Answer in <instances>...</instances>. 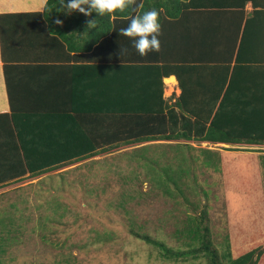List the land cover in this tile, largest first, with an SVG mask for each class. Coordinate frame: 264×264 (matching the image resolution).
<instances>
[{
    "label": "trees",
    "instance_id": "trees-1",
    "mask_svg": "<svg viewBox=\"0 0 264 264\" xmlns=\"http://www.w3.org/2000/svg\"><path fill=\"white\" fill-rule=\"evenodd\" d=\"M142 2L144 8L141 11L152 8L158 10L160 23L162 18L171 14L173 6L243 8L247 2H251L255 9L251 20L264 13V0H142ZM59 4L60 0H47L43 12L27 14L45 17L73 15L58 11L56 8ZM73 13L85 16L78 10ZM7 16L12 15H0L3 46V33L7 24L2 23V18ZM86 17L103 19L104 34L112 26L113 19L127 18L126 14L119 12L103 17H98V14L93 12ZM112 17L114 18L111 19ZM127 24L128 22L125 26ZM248 24L249 22L246 23L247 28ZM90 42L92 43L89 41V44ZM244 44L243 35L236 55L239 62L242 61L239 52H243ZM102 59L105 62L108 60L106 57ZM119 59L123 60L110 57L108 62ZM239 62L232 71L229 70L230 66H214L215 70L212 73L214 83L210 85L188 86L181 80L182 92L172 104L162 97V91L156 95L154 88L142 84L148 68L133 69L129 73L126 69L122 70V65L120 67L117 64L103 65L99 76V79L104 80L103 89H95V86H90L91 84L77 88L73 94L74 103L55 102L63 100V92L52 91L49 99L42 104L26 103L25 100L20 104L12 89L8 88L11 112L0 114V128H4L0 135V188L26 177L112 152L125 145L141 144L130 152L138 154V157H144V152L151 147L152 143L149 142L165 140L172 141L168 142L170 151L165 152H174L175 158L170 156L165 162H161L158 157L148 158L141 165L149 164L151 168L154 180L152 190L158 189L162 194L174 198L181 195L184 198L187 187L184 177L191 173L197 164L196 160L194 163L189 161L192 160L189 154L184 156L186 150L189 152L191 148L201 144V141L225 142L234 147H239L236 146L238 143H264V76L260 77L252 68L251 72L246 71L244 65ZM129 80L142 85L135 86L131 83L129 85L127 83ZM29 147L32 150H29ZM200 151L205 155L202 164H212L216 167V160L213 157L216 152L209 147H200ZM180 154L182 159L179 158ZM261 163L264 166V155H261ZM231 176L236 182L234 175L226 179L233 186L239 182L248 185L250 181L245 175L235 183ZM142 194V191H138L136 195ZM185 199L193 212L188 213L186 210L175 230L179 246L172 247L165 241L152 237L142 230L143 224L131 218L128 223L129 233L155 246L159 256L166 260L205 258L207 264H257L260 253L255 257V250L247 252L239 250L234 255L228 245L220 254L212 236L208 205L198 201L194 203L187 196ZM126 204L127 200L119 202V206L128 211ZM108 234L113 235V232ZM249 234L250 237L246 239L255 241V233Z\"/></svg>",
    "mask_w": 264,
    "mask_h": 264
},
{
    "label": "rangeland",
    "instance_id": "rangeland-1",
    "mask_svg": "<svg viewBox=\"0 0 264 264\" xmlns=\"http://www.w3.org/2000/svg\"><path fill=\"white\" fill-rule=\"evenodd\" d=\"M168 142L172 141L149 142L144 157L132 154L133 146L119 147L1 187L0 264H207L205 258L163 259L155 246L128 231L131 218L152 237L179 246L175 230L185 211L193 212L185 196L208 205L220 254L228 245L234 255L255 250V257L260 253L257 264H264L262 243L246 239L256 233L251 215L258 210L257 185L236 183L245 175L256 183L252 161L257 149L201 142L186 150L184 156L189 154V161L197 164L184 177V198H174L152 190L151 168L141 165L148 158L161 162L175 158L174 152H165ZM200 147L216 152V167L202 164L205 155ZM230 175L236 176V182L231 176L235 186L227 182ZM138 191L143 194L136 195ZM242 191L250 192L252 200ZM121 200H127L128 211L119 206Z\"/></svg>",
    "mask_w": 264,
    "mask_h": 264
},
{
    "label": "crops",
    "instance_id": "crops-1",
    "mask_svg": "<svg viewBox=\"0 0 264 264\" xmlns=\"http://www.w3.org/2000/svg\"><path fill=\"white\" fill-rule=\"evenodd\" d=\"M46 1L0 0V15H12L2 18V23L7 24L4 36L2 34L4 46L0 27V114L11 112L8 88L12 89L20 104L23 100L42 104L52 91L63 92V100L55 102L74 103L73 94L77 88L91 84L95 89H103L104 80L99 76L104 64L122 65V70L129 73L133 69L148 68L142 84L154 88L156 95L162 91V97L172 104L182 92L181 80L188 86L210 85L214 83V66H230V71L235 69L243 35L245 47L239 52V56L242 55L239 64L244 65L246 71L251 72L252 68L254 73L264 76V13L251 20L255 10L251 2L243 8L173 6L171 14L161 20L160 50L140 56L132 46L131 38L119 32V28L127 26V18L115 20L112 17V26L104 34L101 18H95L96 29L85 30L87 21L92 20L86 15L73 12L70 17L27 14L43 12ZM57 19L63 24H56ZM121 47L127 49L123 56ZM104 57L123 60L105 62ZM127 83L142 85L132 80ZM2 131L3 127L0 135ZM201 142L209 146L234 147L225 142ZM130 146L137 147L136 144L122 147ZM236 146L255 147L258 152L252 161L256 183L249 181L248 186L257 185L258 194L254 197L258 210L251 216L255 217L257 225L255 240L262 243L264 249V166L261 163L264 143H238ZM245 193L252 200L250 192Z\"/></svg>",
    "mask_w": 264,
    "mask_h": 264
},
{
    "label": "clouds",
    "instance_id": "clouds-1",
    "mask_svg": "<svg viewBox=\"0 0 264 264\" xmlns=\"http://www.w3.org/2000/svg\"><path fill=\"white\" fill-rule=\"evenodd\" d=\"M143 8L142 0L139 2L138 0H60L59 7L56 9L67 15L77 10L89 16L96 12L98 17L112 16L117 12L126 14L128 24L126 27L119 28V32L131 38V44L140 56H146L149 52L160 50L161 23L158 10L152 8L141 11ZM55 23L63 24V21L57 19ZM96 28V19L87 21L85 30ZM126 51V48L121 47L122 56Z\"/></svg>",
    "mask_w": 264,
    "mask_h": 264
}]
</instances>
